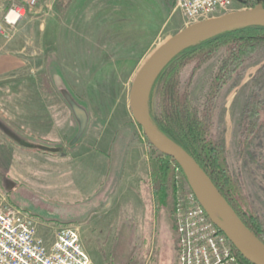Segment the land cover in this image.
<instances>
[{
  "label": "rangeland",
  "instance_id": "rangeland-1",
  "mask_svg": "<svg viewBox=\"0 0 264 264\" xmlns=\"http://www.w3.org/2000/svg\"><path fill=\"white\" fill-rule=\"evenodd\" d=\"M67 1L40 0L35 7H27L15 25L6 26L5 35L0 37L3 42L0 47L4 48L0 58L10 63L8 81L16 84L19 91L11 98L0 97V118L1 114L16 116L20 119L17 128L25 131L26 109L41 104L30 96L49 95L51 115L55 116L63 108L56 97L65 90L79 98L91 113L92 125L84 142L98 146L96 125H104L110 115L117 116L122 110L126 92L122 83L127 82V75L131 94L138 72L151 55L188 26L183 14L176 10L174 0ZM248 9L235 0L232 12ZM7 10L2 11L0 21ZM224 14L222 11L215 16ZM226 54L227 48L220 47L208 58L192 60L180 73L181 87L188 85L192 105L200 113L206 107L211 81ZM45 58L58 62L61 75L55 73L52 78ZM18 81L27 83L18 85ZM254 96L264 102V44L234 73L210 106L211 134L223 143L230 172L242 197L264 226V167L249 155L264 158V130L251 143L249 153L241 152L243 132L250 127L247 105ZM148 103L149 114L157 119L158 85ZM64 108L69 134L73 125L71 109L68 104ZM11 131L8 125L0 124V190L12 202L39 214L48 223L58 222L54 227L71 225L66 220L84 218L100 206L101 199L97 196L89 200L81 198L83 194L79 195L76 181L77 174L82 173L85 184L89 183V159H94L92 148L96 146L84 144L74 151L67 145L65 157L38 155L16 150L10 141ZM149 149L151 153L152 148ZM124 206L123 202L121 210L116 208L121 213L110 215L111 230L97 229L94 234L100 239L90 240L95 243L88 244L93 264H178V236L170 206L153 207L155 240L151 239L152 228L147 227L142 234L140 219L127 213ZM99 219L102 221V217Z\"/></svg>",
  "mask_w": 264,
  "mask_h": 264
},
{
  "label": "crops",
  "instance_id": "crops-1",
  "mask_svg": "<svg viewBox=\"0 0 264 264\" xmlns=\"http://www.w3.org/2000/svg\"><path fill=\"white\" fill-rule=\"evenodd\" d=\"M2 11L3 8H0V20L3 15ZM125 40L128 41L127 39ZM2 43L3 42L0 41V45H2ZM61 43H58L59 47L62 46ZM54 47L56 54L58 49L56 50L55 45ZM3 50L4 48L0 47V54ZM47 59L45 58L47 66H49L48 70L51 68L49 71L52 78L55 73L61 75L58 62L56 61L54 63L51 62L50 58ZM128 59L135 60L130 57ZM10 70V63L0 58L1 98H11V96L17 94L19 91L16 89V84L9 83L8 81L10 79L8 78ZM129 77L130 76L127 75V82L122 83L125 86L126 92L123 93L122 110L120 113H118L117 116L114 115V117L108 115V119L110 120L106 121L104 125L102 123H97L96 125L98 131L96 136L97 142L99 141L98 146L93 145V142H84V136L87 134V130L89 128L91 129L92 125L91 113L88 108L81 103L79 98L75 95L65 93V90L59 92L56 97L58 102L63 104V108L58 109L55 116L51 115L52 113L48 104L50 100L49 95L40 94L34 97L30 96L33 101L41 102V104L34 106V109H26L25 125L27 128L25 131L17 128L19 125L18 120L20 119L16 116L14 118L1 114L0 118V124L3 126L8 125L12 130L10 141L15 145V149L18 151L26 150L38 155L65 157L68 153L65 149L67 145L74 151L79 148L81 149L84 144L96 146L92 148L95 152L93 156L94 159H89L90 169L87 176L89 183L85 184L87 182L82 173L77 174L76 181H79V195L83 194L81 198L89 200L97 196V198L101 199L99 203L100 206L91 210L84 218H80L76 221L74 219L71 220L72 218L66 220L71 223V225L80 229L81 237L91 257L92 264L94 258L88 244L95 245V243H92L90 240H97V238H99L94 234L97 229L99 231L104 230L105 232L106 230H111V222L113 221H111L112 216L110 215L121 213V211H119L121 209L119 208L123 202L127 213L134 214L137 220L140 219L139 222L140 228L143 231L142 234H144V230L147 227L152 228L151 239L155 240V212L153 211V207L157 208L158 205L156 203L151 173V153L142 130L134 121L132 111L130 110ZM26 83V81L17 82L18 85H24ZM58 87V89L64 88L62 86ZM66 104H68L71 109L70 113L73 121L72 132L69 134L65 127L66 112L64 106ZM98 184V188H95ZM69 196H73V194H69ZM76 197L78 198V195H76ZM12 203L18 206L14 202ZM20 208L30 211V209L27 208ZM32 214L44 223H48L45 219L39 217V214ZM106 215L110 216L108 220H106ZM100 217H102V221L99 219ZM49 220L52 219L49 218ZM55 223L59 225L56 221H51L49 224L54 225ZM65 225L67 224H62V226ZM104 235L106 236L107 234L105 233Z\"/></svg>",
  "mask_w": 264,
  "mask_h": 264
},
{
  "label": "trees",
  "instance_id": "trees-1",
  "mask_svg": "<svg viewBox=\"0 0 264 264\" xmlns=\"http://www.w3.org/2000/svg\"><path fill=\"white\" fill-rule=\"evenodd\" d=\"M70 1L72 0H68L67 3ZM238 1H241L243 7L256 6V0ZM174 6L176 7L175 2ZM262 44H264V24H259L234 28L186 49L165 66L155 78L149 96L158 85L159 115L157 119L149 115L155 127L192 156L210 176L223 196L253 232L258 244L264 247V226L242 197L239 185L230 172L223 143L211 134L210 113V106L222 87ZM220 47H226L227 54L211 81L206 107L200 113L192 105L188 85L181 87L180 73L192 60L208 58ZM246 118L250 121V127L243 132L241 152L249 153L248 148L251 143L264 130V102L262 103L257 96L248 103ZM145 138L149 147L152 148L150 160L156 203L160 207L170 206L173 216L177 187L176 166L179 165L173 158L158 151L146 136ZM249 155L257 159L261 168L264 167L263 157L259 159L252 153ZM181 171L183 186H187L188 178L182 168ZM236 252L245 264H253L237 250Z\"/></svg>",
  "mask_w": 264,
  "mask_h": 264
},
{
  "label": "built area",
  "instance_id": "built-area-1",
  "mask_svg": "<svg viewBox=\"0 0 264 264\" xmlns=\"http://www.w3.org/2000/svg\"><path fill=\"white\" fill-rule=\"evenodd\" d=\"M39 2L0 0V8L8 9L0 21V37L5 35L7 25H15L24 16L27 7L31 9ZM175 5L189 27L216 18L222 11L224 15L232 13L235 0H175ZM12 13L16 21L9 19ZM176 173L173 221L178 264H245L190 185L183 187L180 166H176ZM0 264H92V260L78 227L44 223L14 205L0 190Z\"/></svg>",
  "mask_w": 264,
  "mask_h": 264
},
{
  "label": "water",
  "instance_id": "water-1",
  "mask_svg": "<svg viewBox=\"0 0 264 264\" xmlns=\"http://www.w3.org/2000/svg\"><path fill=\"white\" fill-rule=\"evenodd\" d=\"M264 24V0L256 6L187 27L169 39L146 61L138 72L130 94L134 121L142 128L150 143L183 169L191 189L212 221L226 234L236 250L253 264H264V247L243 222L210 176L176 143L163 135L153 124L148 111L150 88L162 69L186 49L240 26Z\"/></svg>",
  "mask_w": 264,
  "mask_h": 264
},
{
  "label": "bare ground",
  "instance_id": "bare-ground-1",
  "mask_svg": "<svg viewBox=\"0 0 264 264\" xmlns=\"http://www.w3.org/2000/svg\"><path fill=\"white\" fill-rule=\"evenodd\" d=\"M9 19H10L11 21H16V20H17V16H16L14 13H12V14H10V16H9Z\"/></svg>",
  "mask_w": 264,
  "mask_h": 264
}]
</instances>
